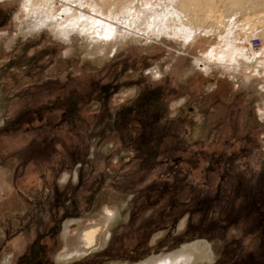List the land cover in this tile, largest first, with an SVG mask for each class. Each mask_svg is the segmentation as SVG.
<instances>
[{
	"label": "rangeland",
	"instance_id": "rangeland-1",
	"mask_svg": "<svg viewBox=\"0 0 264 264\" xmlns=\"http://www.w3.org/2000/svg\"><path fill=\"white\" fill-rule=\"evenodd\" d=\"M243 1L214 0L207 24L229 34L192 43L142 31L144 7L103 55L81 28L29 32L26 0H0V264H264V0L261 16ZM107 211L101 245L63 260Z\"/></svg>",
	"mask_w": 264,
	"mask_h": 264
},
{
	"label": "bare ground",
	"instance_id": "bare-ground-1",
	"mask_svg": "<svg viewBox=\"0 0 264 264\" xmlns=\"http://www.w3.org/2000/svg\"><path fill=\"white\" fill-rule=\"evenodd\" d=\"M213 1L214 0H178L177 6L176 7L174 6L176 8L174 9V11L173 9L172 10L166 9L165 11L164 10L165 8H163L165 2H163V0H26V2L24 3V9L27 15H30L31 17L29 20L30 23L29 25H27L29 27V32L39 29L40 27L47 26L51 23L53 24L57 23L58 26L61 28V31L64 33H69L77 28L78 29L81 28L82 32L83 31L87 32L89 34V37L96 43L93 45L94 46L96 45L99 48L101 54L106 55V52L108 50H111V49L114 50L115 48H119V46L124 42V40L128 38L127 32L122 33L119 30V28L120 29L121 28L123 29L125 27L127 29L128 27L133 28L134 27L133 22H132L134 18L133 16H135L137 13L139 14L140 12H143V11L145 12L146 10L142 9L144 7L145 8L151 7L149 11H152L153 13H157V15L154 14L156 19L153 18L154 21L151 22V24L145 25V27L142 29V31L144 32L146 30L150 31L152 37L157 38V37H162V35H167V37H174L176 39H181V40L183 39L185 43H189V42L192 43V40L193 42H197L199 40L202 41L207 35L208 36L212 35L213 37L214 36L216 38L218 37L222 41L224 36L226 34L227 35L229 34V31L227 33V31L225 32V31L217 30L216 27L218 24H216L215 28H212L214 24L210 22L211 19L209 22L210 24L211 23L213 24L212 27H210L207 24L208 20H206L209 16L211 15L213 16V14H211V12L213 13L212 11ZM242 1L243 0H221V2L226 6V9L229 12H231L230 10L239 9V6L242 5ZM253 1H254L253 4H255L256 1L259 2V0H253ZM261 2L262 0H260V3ZM174 4H176V2ZM225 6H223V10H225ZM250 6L251 5H248L246 7H250ZM199 9L203 10L204 12L200 16L196 14ZM82 10H83V13H79ZM258 11L259 10L257 9L255 12H258ZM262 12H258V13L263 14ZM88 13L89 14L98 13L100 15L99 16L100 18L99 17L91 18V16L87 15ZM231 14H233V12H231ZM261 14L259 16H261ZM143 15L146 16V14H143ZM95 16L97 17V15ZM263 16L264 15H262L261 17L263 18ZM215 17L213 16V18ZM138 18L139 17H137V19ZM219 18H218V22L224 19L223 18L221 20ZM137 21H140V20H137ZM143 22L145 23V21H142V23ZM136 23L137 22H135L134 25H136ZM138 25L139 27L141 26L142 28V25L144 24L140 25L138 22L135 28L138 27ZM221 26L223 27V24ZM222 27L220 28L222 29ZM246 29L242 31L243 32L242 34H246L247 36V31H249L250 29H253V27H250L249 30L247 29V31ZM142 35H144V33ZM249 35L250 34H248V37ZM150 39H153V38H150ZM242 49L243 48L241 47L240 58L245 61V64H244L245 67L250 66L251 68H255L257 64L260 63L261 61L260 54L259 53L255 54L256 52L254 51L253 54L248 56ZM223 56L224 55H222V59H224ZM233 57H236V56L234 55ZM263 67L264 66L262 65L260 68L262 69ZM262 78L264 80V77ZM9 189L10 187L7 182V179L5 178L4 172H1L0 173V197H2V191H6ZM109 213H111V215H108ZM114 216L115 215L112 213V211H107V214L98 223L96 222V223L85 224V225L81 224L80 227L75 232L71 233V236L66 243L65 252H63L64 253L63 260L66 259V261H74L78 258L81 259L83 256H85V254L88 251L90 252V250H93L95 247H99L101 245V244L99 245V243L102 240L101 236L103 235V237L106 238L109 234L108 226L110 222L114 220L113 219ZM186 262H188L187 259L181 260V261L178 260L174 262L173 264H186ZM169 264H172V263H169Z\"/></svg>",
	"mask_w": 264,
	"mask_h": 264
},
{
	"label": "built area",
	"instance_id": "built-area-1",
	"mask_svg": "<svg viewBox=\"0 0 264 264\" xmlns=\"http://www.w3.org/2000/svg\"><path fill=\"white\" fill-rule=\"evenodd\" d=\"M260 38H257V37H254L251 39V42H250V47L253 49V50H259L260 48Z\"/></svg>",
	"mask_w": 264,
	"mask_h": 264
},
{
	"label": "crops",
	"instance_id": "crops-1",
	"mask_svg": "<svg viewBox=\"0 0 264 264\" xmlns=\"http://www.w3.org/2000/svg\"><path fill=\"white\" fill-rule=\"evenodd\" d=\"M257 4H258V3L256 2V3H255V11H256L257 9L260 11V10H261V9H259L260 7H258V8L256 9V5H257ZM255 11H254V12H255ZM259 11H258V12H259ZM258 12H255V16L257 15ZM260 20H261V19H260ZM260 20H259V21H260Z\"/></svg>",
	"mask_w": 264,
	"mask_h": 264
},
{
	"label": "flooded vegetation",
	"instance_id": "flooded-vegetation-1",
	"mask_svg": "<svg viewBox=\"0 0 264 264\" xmlns=\"http://www.w3.org/2000/svg\"><path fill=\"white\" fill-rule=\"evenodd\" d=\"M58 229H59V226L53 228L52 230H53L54 232H56Z\"/></svg>",
	"mask_w": 264,
	"mask_h": 264
},
{
	"label": "snow or ice",
	"instance_id": "snow-or-ice-1",
	"mask_svg": "<svg viewBox=\"0 0 264 264\" xmlns=\"http://www.w3.org/2000/svg\"><path fill=\"white\" fill-rule=\"evenodd\" d=\"M108 215H111V213H109Z\"/></svg>",
	"mask_w": 264,
	"mask_h": 264
}]
</instances>
